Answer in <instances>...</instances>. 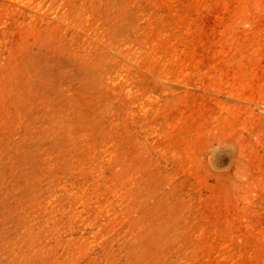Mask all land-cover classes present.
<instances>
[{
	"label": "rangeland",
	"instance_id": "rangeland-1",
	"mask_svg": "<svg viewBox=\"0 0 264 264\" xmlns=\"http://www.w3.org/2000/svg\"><path fill=\"white\" fill-rule=\"evenodd\" d=\"M0 264H264V0H0Z\"/></svg>",
	"mask_w": 264,
	"mask_h": 264
}]
</instances>
